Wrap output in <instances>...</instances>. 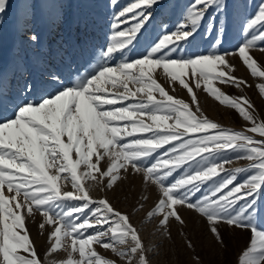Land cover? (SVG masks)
Wrapping results in <instances>:
<instances>
[{
  "label": "snow or ice",
  "instance_id": "obj_1",
  "mask_svg": "<svg viewBox=\"0 0 264 264\" xmlns=\"http://www.w3.org/2000/svg\"><path fill=\"white\" fill-rule=\"evenodd\" d=\"M159 3L131 0L113 14L110 41L99 46L95 67L74 82L50 75L48 87L33 99V85H27L11 117L0 116V264H42L26 226V220L36 222V214L44 218L37 222L39 232L51 226L48 240L54 241L44 264H54L48 254L60 249L68 257L58 264H116L93 244L110 249L125 264H150L149 250L130 216L107 196L91 195L95 187L113 189L121 170L141 175L155 189L147 221L159 217L158 226L167 233L170 219L184 223L178 206L186 207L206 218L221 244L220 223L248 231L238 262L264 264V120L257 121L246 96L229 95L213 85L215 80L250 86L233 74V57L254 77H264V68L250 52L259 48L264 53V2L245 18L243 43L231 50L224 48L219 18H230L239 0H189L178 15L173 13L171 27L165 24L171 16L162 12L156 35L135 53ZM7 7L8 0H0V14ZM80 22L85 28L94 23L88 17ZM205 24L215 45L203 51L185 48ZM157 69L165 82H179L187 90L191 104L169 94L153 76ZM193 79L196 88L203 81L204 91L235 109L251 127L237 130L209 118L190 86ZM257 87L264 95V83ZM241 158L251 163L225 167ZM242 173L247 175L240 181ZM62 180L71 190L63 189Z\"/></svg>",
  "mask_w": 264,
  "mask_h": 264
},
{
  "label": "rangeland",
  "instance_id": "obj_2",
  "mask_svg": "<svg viewBox=\"0 0 264 264\" xmlns=\"http://www.w3.org/2000/svg\"><path fill=\"white\" fill-rule=\"evenodd\" d=\"M130 2L131 0H116L114 4L112 0H8L7 10L0 14V90L3 93L0 95V116L11 117L14 104L19 102L27 85H33L34 92L29 96L33 99L43 88L48 87L45 82L49 80L50 75L60 76L61 81L70 79L74 82L95 67L99 46L110 41L113 14ZM228 2L235 4L237 0ZM262 2L264 0H239L240 7L232 8L230 18L220 16L218 26L223 33L224 48L231 50L243 43L245 18L254 14ZM187 3L189 0H160L153 9L155 19L148 25L141 37V46L135 48V53L142 52L143 42L156 35L161 25L162 12L171 16V20H165V24L171 27L175 15H178ZM84 17L94 21L88 28L80 22ZM200 32L192 46L184 47H192L194 50L197 46L200 51L212 48L216 42L208 31V25L205 24ZM33 35L36 40L30 39ZM250 52L257 59L259 66L264 68V53L259 48H252ZM135 53L126 55L135 56ZM115 59L118 61L121 57L116 56ZM232 63L235 64L233 74L246 80L250 86L242 85L236 88L215 80L213 85L229 95L246 96L255 106L254 115L257 121L264 120V95L257 87L258 84L264 83V77H254L237 57L232 58ZM160 73L161 70L157 69L153 76L169 94L191 104L187 90L183 89L179 82H165ZM200 83L201 87L196 88V80L193 79L190 86L197 94L202 111L209 118L237 130L251 127L250 122L245 121L235 109L222 105L204 91L203 81ZM129 88L134 90L135 86L130 84ZM252 135L260 139L258 134ZM250 163L246 158H241L231 160L225 167H247ZM80 171H83L82 166ZM120 175L121 179L113 189L95 187L91 195L95 199L107 196L117 209L130 216L132 223L140 229L144 244L149 250L150 264H239L238 257L249 242L248 231L220 223L219 228L224 237V243L221 244L210 231L206 218L194 210L178 206L184 223L170 219L166 233L158 226L159 217L151 221L146 220V215L156 200L155 189L143 183L139 174L126 175L124 170H121ZM246 175L247 173L240 174L238 180L242 181ZM61 184L64 190H71L67 181L62 180ZM5 194H8L6 190ZM144 197L148 198L145 200ZM141 204L142 208L139 207ZM35 221L26 220V226L44 264L47 249L54 242L48 240L51 226H46L47 230L41 234L37 222H44V218L36 214ZM260 226L264 227V222H261ZM92 247L105 258L115 260L116 264H125L124 259L117 257L110 249L95 244ZM67 257L68 252L64 249L58 250L56 254H48V259L54 264ZM73 258L79 259L78 253H73Z\"/></svg>",
  "mask_w": 264,
  "mask_h": 264
},
{
  "label": "bare ground",
  "instance_id": "obj_3",
  "mask_svg": "<svg viewBox=\"0 0 264 264\" xmlns=\"http://www.w3.org/2000/svg\"><path fill=\"white\" fill-rule=\"evenodd\" d=\"M227 238H228V235H227ZM228 239H230V237Z\"/></svg>",
  "mask_w": 264,
  "mask_h": 264
}]
</instances>
